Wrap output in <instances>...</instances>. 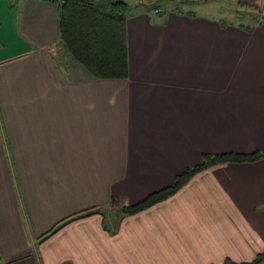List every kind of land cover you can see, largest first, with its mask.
<instances>
[{
  "label": "crops",
  "instance_id": "0c3cea01",
  "mask_svg": "<svg viewBox=\"0 0 264 264\" xmlns=\"http://www.w3.org/2000/svg\"><path fill=\"white\" fill-rule=\"evenodd\" d=\"M58 1L0 0V264H220L263 250L264 157L106 214L203 152L264 149V0H236L258 10L250 24L128 2L123 78L59 52ZM91 207L102 213L38 239Z\"/></svg>",
  "mask_w": 264,
  "mask_h": 264
},
{
  "label": "trees",
  "instance_id": "16d2710c",
  "mask_svg": "<svg viewBox=\"0 0 264 264\" xmlns=\"http://www.w3.org/2000/svg\"><path fill=\"white\" fill-rule=\"evenodd\" d=\"M151 7L154 4H148ZM134 6L125 0H59L57 9L58 45L70 58L99 78H123L128 74L125 21ZM264 157V149L249 152H203L200 159L176 173L170 183L148 192L139 200L120 204L121 215L142 210L178 190L194 173L224 162L254 161ZM102 213L91 207L60 219L39 236L47 237L66 222L91 213ZM264 260V249L250 260L235 262L224 259L220 264H258Z\"/></svg>",
  "mask_w": 264,
  "mask_h": 264
},
{
  "label": "rangeland",
  "instance_id": "374dc122",
  "mask_svg": "<svg viewBox=\"0 0 264 264\" xmlns=\"http://www.w3.org/2000/svg\"><path fill=\"white\" fill-rule=\"evenodd\" d=\"M125 1L130 3L133 0H125ZM142 1L143 3L146 2L144 0ZM157 3L162 9H169V8L191 9L195 13L200 15L206 14L209 16L216 17L220 20L222 19L224 21H231L234 23L237 22L243 24H250L252 22L253 17L258 16V10H256L255 7H253L252 9L247 6H240L238 5L236 0H208V1H199L197 3L183 2V1L179 2L177 0H157ZM57 49L59 50V52H61V54L66 53V51L60 46H58ZM57 49L55 48V51ZM117 209L108 210L106 215L107 217L110 218L106 217L107 222L112 220L115 221L117 219V217L120 214V212Z\"/></svg>",
  "mask_w": 264,
  "mask_h": 264
},
{
  "label": "built area",
  "instance_id": "2783aa9c",
  "mask_svg": "<svg viewBox=\"0 0 264 264\" xmlns=\"http://www.w3.org/2000/svg\"><path fill=\"white\" fill-rule=\"evenodd\" d=\"M53 50V49H52Z\"/></svg>",
  "mask_w": 264,
  "mask_h": 264
}]
</instances>
